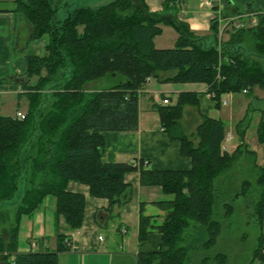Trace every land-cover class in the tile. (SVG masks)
<instances>
[{
    "label": "trees",
    "instance_id": "16d2710c",
    "mask_svg": "<svg viewBox=\"0 0 264 264\" xmlns=\"http://www.w3.org/2000/svg\"><path fill=\"white\" fill-rule=\"evenodd\" d=\"M55 3L14 1L13 11L32 25L33 39L46 37L47 41L44 55L27 56L25 72L14 76L28 101L24 118L0 114L1 261L58 264V253L72 249L71 242L58 233L54 250L17 251L21 216L31 217L45 198H51L56 217L62 215L70 231L78 230L85 198L68 191V181L87 184L90 195L106 198L109 215L129 199L125 174L139 171L141 184L158 185L170 197L155 202L165 212L158 224L140 210L138 239L156 229L167 249L140 253L138 264H225V253H207L234 208L226 202L228 195L220 192L217 179L242 151L241 146L231 153L222 150L225 126L220 119L202 116L190 134L181 129L184 107H197V94L180 92L174 104L156 107L160 125L179 140L181 154L191 158L189 169L151 170L143 167V161L104 162L102 133L137 129L139 94L148 78L205 83L217 107L224 94L247 96L255 87L264 89V12L255 13V25L232 27L226 40L219 37L218 20L213 18L212 42L206 44L177 18L174 0H165L163 9L155 12L148 10L144 0H110L67 9L62 18ZM161 25L178 33L170 48L154 45V37L162 33ZM247 36L252 38L251 51L258 59L245 52ZM106 75L119 80L105 89H87L88 82ZM2 79L0 83H4ZM256 133L257 140L264 143L263 121ZM243 137L241 132L240 145H244ZM259 170L254 181L256 196L250 194L252 182L244 180L233 197L249 196V217L261 229L264 165ZM5 226L6 235L2 233ZM263 249L261 233L251 262L264 260Z\"/></svg>",
    "mask_w": 264,
    "mask_h": 264
},
{
    "label": "crops",
    "instance_id": "0c3cea01",
    "mask_svg": "<svg viewBox=\"0 0 264 264\" xmlns=\"http://www.w3.org/2000/svg\"><path fill=\"white\" fill-rule=\"evenodd\" d=\"M14 1L0 0V79L8 77L12 80V83H0V104H2L1 98L7 95L17 105L18 99L23 95V88L19 80H14V76L25 72L27 56L44 55L47 38L33 39L32 25L13 11ZM174 1L178 7L177 18L186 22L206 44L212 42L210 23L213 18H217L220 32L225 22L232 17H239V20L243 21L256 18L255 13L264 12V0H237L242 8L249 7L242 13L232 0ZM144 2L149 11L155 12L163 9L165 0H144ZM251 3L256 9H251ZM161 27L162 33L154 37V45L156 48H170L174 45L178 33L169 25H161ZM228 30L232 29L225 28L221 36L219 35L222 40L229 37ZM34 80L35 77L30 78V82ZM206 90L205 83L161 82L156 78L149 79L142 86L139 94L137 129L128 132H103L102 161L127 163L143 161V167L151 170L189 169L192 165L191 158L181 154L179 140L170 137L160 125L156 107L161 104L160 100L164 97L168 98L169 104H174L180 92L192 91L197 94L198 106L184 107L183 115L179 120L182 130L186 133L194 131L202 116L220 119L227 130L223 145L229 150V147H235L240 142L234 130L240 129L242 124L240 132H244L243 140L255 150L256 163L263 165L264 143L257 142L256 137L252 136V131L256 132L259 122L264 121V110L251 107L241 97L243 93L224 94L222 99L226 100V104L223 105H229L225 110L223 105L216 106ZM263 90L259 89L260 95H264ZM16 112L7 115L14 116ZM124 181L129 187V199L109 215L105 212L108 207L106 198L90 195L87 184L68 181L66 189L81 193L85 198L81 228L70 231L64 217L62 215L56 217L54 201L45 198L41 208L31 217L21 216L17 251H29L32 242H35L39 249L54 250L57 233L65 236V241H70L74 246L70 250L58 253V264H138L140 253L166 250L167 246L162 240V234L156 229L151 230L145 239H138L139 214L142 210L143 214L153 216L151 219L153 224L160 223L165 212L155 202L170 196L164 194L158 185L141 184L139 171L127 172ZM262 228L264 229V221ZM255 262L260 263L258 260Z\"/></svg>",
    "mask_w": 264,
    "mask_h": 264
},
{
    "label": "rangeland",
    "instance_id": "374dc122",
    "mask_svg": "<svg viewBox=\"0 0 264 264\" xmlns=\"http://www.w3.org/2000/svg\"><path fill=\"white\" fill-rule=\"evenodd\" d=\"M108 1L110 0H55L56 2L55 4L58 10L57 15L62 18L63 16L66 15L67 9L71 10L75 6H84V5L97 6L99 4ZM232 1H235L236 7L241 13L245 12L244 10L249 9V7H247L246 9L242 8V6L240 5V3L237 2V0H232ZM251 9H256V7L252 3H251ZM247 23L251 25V22H247ZM227 28L230 29L232 27H227ZM165 35H163V37ZM246 39L247 40L245 45L246 48L245 52H249L252 58H257V56L251 51V46H252L251 36H247ZM118 80H119L118 76L106 75L101 78L91 80L86 84V87L89 90L90 89L101 90L116 84ZM11 81L12 80L7 81L6 79H2V82H4L2 84L12 83ZM179 83H185V82H179ZM189 83L196 84L200 82H189ZM259 89L261 88L255 87L249 95L246 96L243 93L244 95L241 97L244 98L245 101L248 102L251 107L264 110V95L259 94ZM23 96L24 95H22L21 98L18 99L17 105L14 101L10 99V96L7 95L5 97L1 96L3 98H1L2 104H0V114L7 115V114L15 113L17 109L25 114L27 111V98ZM14 99H16V97H14ZM223 106L225 110L228 109L229 107V105H223ZM242 127L243 125L241 124L240 129L237 128L234 130L237 137L239 136L237 132L241 133L240 131L242 130ZM190 133L191 132L186 134H190ZM252 134H253L252 136H255L257 140V133L252 131ZM226 135H227V130L225 127V137L221 143L222 150L231 153L233 150H235V148L241 146V151H242V154H240L236 159H234L217 179L219 181L218 184L220 186V192H223V194L228 195V198H226V202L231 203L234 206V208L232 213L228 215V217H226V219L223 222V229L220 232L217 243L213 247H211L209 251H207V253L211 255H213L218 251L225 253L227 258L225 264H256L255 261L251 262L253 249L256 245L258 235L261 234L262 232L264 233V229L263 228L260 229L257 222L253 218L249 217V214L252 212V206L250 204H247L248 203L247 200L249 196L248 195L245 197L243 196L233 197V196L235 195L236 192H239V190L241 189L242 182L244 180H250L252 182V190L250 194L251 196H256L255 192L253 191L256 187L254 181L260 173L259 166H263L264 164L258 165L256 163L255 150H253L250 145L249 147L244 140H243L244 145L243 144L240 145L241 140L239 139L240 142L235 147L232 148L229 147V150L226 149L223 145L227 137ZM257 142L259 141L257 140ZM248 151L253 152L255 156H253ZM4 225L7 224L4 223ZM6 227L7 226H5L4 227L5 229L3 228L2 230V233H4V235L7 234ZM2 256L3 253L0 252V261L2 260ZM0 264L3 263L0 262Z\"/></svg>",
    "mask_w": 264,
    "mask_h": 264
},
{
    "label": "built area",
    "instance_id": "2783aa9c",
    "mask_svg": "<svg viewBox=\"0 0 264 264\" xmlns=\"http://www.w3.org/2000/svg\"><path fill=\"white\" fill-rule=\"evenodd\" d=\"M237 19H239V17H237V18H230L229 20H227L226 22H225V25H224V27L220 30V32H219V35L221 36V34H222V31H223V29H225V28H227V27H235V28H239V27H247V26H251V25H255L256 24V18H249V20H237ZM247 22H251V25L250 24H248L247 23V25H246V23ZM148 80H149V78L147 79V82H148ZM146 82V83H147ZM145 83V84H146ZM246 90H244V92H245ZM209 95H210V97L212 96V94L211 93H209ZM160 103L161 104H169L170 102H169V100H168V98L167 97H164V98H162L161 100H160ZM221 104H226V100L225 99H222L221 100ZM16 116L18 117V118H24V113L23 112H21V111H17L16 112ZM100 239H101V237H100ZM72 246V248H74V246L73 245H71ZM30 250H33V251H35V250H38V246H37V244L35 243V242H32L31 243V249ZM263 254H264V249H263ZM259 264H264V260L262 261V262H260Z\"/></svg>",
    "mask_w": 264,
    "mask_h": 264
}]
</instances>
